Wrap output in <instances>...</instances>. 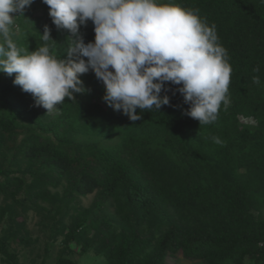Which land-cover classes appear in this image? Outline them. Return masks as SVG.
<instances>
[{"label":"trees","instance_id":"trees-1","mask_svg":"<svg viewBox=\"0 0 264 264\" xmlns=\"http://www.w3.org/2000/svg\"><path fill=\"white\" fill-rule=\"evenodd\" d=\"M160 2L215 25L231 66L229 105L200 125L185 114L190 105L179 85L166 82L161 95L170 103L137 108L141 119L131 121L103 99L105 86L90 69L80 76L85 91L48 114L13 83L15 74L0 72L3 264H23L14 244L38 241L31 212L52 241L61 238L54 264H78L68 257L72 243L77 254L94 251L106 264H168L179 255L202 264H264V0ZM15 19L18 47L47 44L68 58L72 34L57 29L43 0ZM79 35L94 41L90 19Z\"/></svg>","mask_w":264,"mask_h":264},{"label":"clouds","instance_id":"clouds-1","mask_svg":"<svg viewBox=\"0 0 264 264\" xmlns=\"http://www.w3.org/2000/svg\"><path fill=\"white\" fill-rule=\"evenodd\" d=\"M32 2L0 0V72L15 74L13 83L31 93L46 113L85 91L80 76L90 69L105 86L103 99L131 121L141 119L137 108L142 113L170 103L161 95L166 82L179 85L190 105L185 114L200 125L214 122L222 103L229 105L227 51L215 25L196 11L160 0H43L57 29L72 34L68 58L61 59L47 44L29 51L13 41L11 13L22 14ZM89 19L95 37L85 43L79 29ZM49 38L46 25L43 40Z\"/></svg>","mask_w":264,"mask_h":264},{"label":"rangeland","instance_id":"rangeland-1","mask_svg":"<svg viewBox=\"0 0 264 264\" xmlns=\"http://www.w3.org/2000/svg\"><path fill=\"white\" fill-rule=\"evenodd\" d=\"M13 16V20L15 22V17L17 15ZM14 26L17 27L18 25L14 24ZM55 110H53L51 113H53ZM44 111L45 113L47 112L46 109ZM243 121L249 122V120L245 119ZM92 200L93 194L85 196L83 197V204L85 206H88L92 202ZM39 221L40 218L36 216L33 212L29 214V227L31 229L33 237L38 238V241L33 246L25 248L14 244V246L19 251L20 259L23 264H54L57 255L59 254L62 248L61 238H59L57 241H52L50 239V229L45 228L42 224H40ZM71 247L74 251L79 250V246L76 243H72ZM74 251L69 254L68 257L74 259L78 264H106L105 257L94 251H89L82 255H79ZM0 264H3L1 260ZM168 264H202V262L198 260H188L179 255L178 257L171 258L170 260H168Z\"/></svg>","mask_w":264,"mask_h":264},{"label":"built area","instance_id":"built-area-1","mask_svg":"<svg viewBox=\"0 0 264 264\" xmlns=\"http://www.w3.org/2000/svg\"><path fill=\"white\" fill-rule=\"evenodd\" d=\"M18 14V12H16V13H11V15H17ZM15 25H17V23H15Z\"/></svg>","mask_w":264,"mask_h":264}]
</instances>
